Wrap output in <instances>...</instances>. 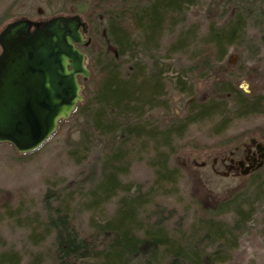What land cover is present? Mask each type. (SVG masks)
Wrapping results in <instances>:
<instances>
[{
	"label": "trees",
	"instance_id": "1",
	"mask_svg": "<svg viewBox=\"0 0 264 264\" xmlns=\"http://www.w3.org/2000/svg\"><path fill=\"white\" fill-rule=\"evenodd\" d=\"M199 2H72L90 27L91 42L83 48L90 77L79 79L83 101L58 126L76 123L74 138L66 142L69 160L82 165L94 151L96 157L80 175L82 181L67 185L69 191L58 184L47 186L40 212L24 213L22 205L9 202L11 198L1 205L7 219L29 230L31 243L49 239L46 252L28 254L26 264H225L232 260L264 180H251L246 189L215 202L193 193L198 213L186 230L169 226L172 221L181 225L183 218L173 220L174 208L157 200L177 187L178 167H169V160L175 154V141L192 123L214 120L212 131L219 134L232 120L264 115V95L238 87L239 81L252 76L243 58V50L254 43L246 37L248 22L254 21L251 25L257 30L254 46H264V0H221L222 8L213 7L204 24L187 20L189 9ZM230 52L237 57L234 63L226 60ZM167 66L176 69L175 81L166 76ZM260 75L263 81L264 68ZM202 80L209 93L199 99L194 82ZM171 84L190 97L178 116L170 114ZM134 161L144 162L154 174L143 192L140 186L132 190L121 181ZM116 198L111 216L90 219L86 233L76 227L75 207L94 212ZM21 256L0 244V264H21Z\"/></svg>",
	"mask_w": 264,
	"mask_h": 264
},
{
	"label": "rangeland",
	"instance_id": "2",
	"mask_svg": "<svg viewBox=\"0 0 264 264\" xmlns=\"http://www.w3.org/2000/svg\"><path fill=\"white\" fill-rule=\"evenodd\" d=\"M75 0H0V30L2 27L18 18L45 19L56 15L78 14L85 20L84 14L75 9ZM222 8L221 0H200L189 9L187 20L191 22H203L206 16L210 17L213 7ZM264 7V5H263ZM261 20L264 21V18ZM86 22V20H85ZM248 22L246 37L253 38L248 48L243 50V58L251 66L252 76L250 80L242 79L238 87L247 92L251 90L264 95V80L260 72L264 68V46L256 47L257 39L253 37L257 30ZM252 27V29H251ZM204 31V25L200 24V33ZM90 27L87 23L89 43L91 42ZM231 50V49H230ZM237 57L233 52L227 55L226 60L234 63ZM162 62L168 63L167 58ZM171 59L170 62H172ZM174 65V64H173ZM175 66V65H174ZM166 76L175 81L178 76L173 66H167ZM198 82V83H197ZM194 82V93L199 99H204L209 93V85L205 80ZM170 87V114L178 116L185 109L190 97L180 94L176 89L178 85ZM74 124V125H73ZM59 125L57 131L30 156L17 155L9 146L0 147V208L5 200L13 206L22 205L21 211L33 214L40 212L42 196L47 186L58 184L59 188L67 189L68 184L78 183L80 175L87 172L94 158V151L89 160L82 165H76L67 157L68 138H74L76 123ZM214 120H202L192 123L182 138L175 142V154L169 160V167L174 165L178 172L177 187L172 194L158 197L157 200L167 208H174L175 218L181 216L180 226L186 230L188 224L197 216L195 196L216 200L231 196L235 191L247 188L251 180H264V165L254 173L241 175L237 171L227 170V159H238L244 153V148L251 139L264 144V115H253L244 119H235L228 124L226 130L215 134L212 128ZM154 180V174L142 161H134L129 172L122 178V182L132 190L141 187L145 191ZM194 193V194H193ZM194 199V201H193ZM117 198L108 201L101 209L91 212L80 205V211L74 209L73 218L76 227L83 233L88 232L90 219L101 221L111 216L117 206ZM252 218L248 221L245 231L238 235L237 246L233 251L232 260L225 264H264V190L259 196V202ZM29 230L23 226L13 224L3 210H0V244L12 247L21 253V264H26L30 259L28 254L46 252L49 247V239L37 245L31 243Z\"/></svg>",
	"mask_w": 264,
	"mask_h": 264
},
{
	"label": "water",
	"instance_id": "3",
	"mask_svg": "<svg viewBox=\"0 0 264 264\" xmlns=\"http://www.w3.org/2000/svg\"><path fill=\"white\" fill-rule=\"evenodd\" d=\"M86 33L87 23L78 14L41 21L19 18L0 30V143L18 154L29 153L82 102L78 77L90 76L80 48L89 43ZM251 144L259 160L236 161L233 168L242 175L263 163L264 145L254 139Z\"/></svg>",
	"mask_w": 264,
	"mask_h": 264
},
{
	"label": "flooded vegetation",
	"instance_id": "4",
	"mask_svg": "<svg viewBox=\"0 0 264 264\" xmlns=\"http://www.w3.org/2000/svg\"><path fill=\"white\" fill-rule=\"evenodd\" d=\"M229 159H228V166H232L231 169H233V167H235V165H236L235 162L239 161V160H242L244 162V164H248V163L255 164L259 160L258 152L255 150L254 144H251V147L246 146L244 148L243 155L241 157H239L238 159H232L233 162H230Z\"/></svg>",
	"mask_w": 264,
	"mask_h": 264
}]
</instances>
